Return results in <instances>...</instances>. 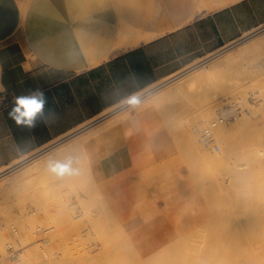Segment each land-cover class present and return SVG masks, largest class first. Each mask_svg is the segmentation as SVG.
<instances>
[{
  "label": "crops",
  "instance_id": "crops-1",
  "mask_svg": "<svg viewBox=\"0 0 264 264\" xmlns=\"http://www.w3.org/2000/svg\"><path fill=\"white\" fill-rule=\"evenodd\" d=\"M263 29L264 0H0V174ZM35 89L57 119L29 130L8 113Z\"/></svg>",
  "mask_w": 264,
  "mask_h": 264
},
{
  "label": "bare ground",
  "instance_id": "bare-ground-1",
  "mask_svg": "<svg viewBox=\"0 0 264 264\" xmlns=\"http://www.w3.org/2000/svg\"><path fill=\"white\" fill-rule=\"evenodd\" d=\"M119 29H120L119 30V40L121 44H125V43L128 44V42H130L129 39L130 40L132 39V42L134 43H138L142 38L146 37L145 35L141 34L139 31L131 29L129 26H127L123 22ZM236 47L231 48L228 52H225L223 55L217 56L214 59L207 62L206 65H209L210 67L208 69L209 73L208 71H205L203 69L205 64L203 65L200 64L190 70L185 71L184 73L176 77L174 76V78H171L170 80L164 83L161 82L162 84L154 88L152 92L148 93L147 95L137 100L134 99L135 101L134 100L130 101V103L127 104L126 106L123 107L122 105L121 107L119 105V107L121 108L118 107L116 109H111L109 111H106L105 114L103 113V115L93 118L92 120H90V122L88 121V123L86 124L84 123V125L79 126V128L75 130L72 134H68L67 136H64L57 143H53L50 147H47L46 149H44L42 152H40L36 156L30 158L25 163L20 164L17 167H13L12 169L15 170V172L19 170L20 171L15 174H12L11 176L14 177L15 180L20 181V182L28 181L29 178H31V176L33 175L36 176V174L41 173L42 171L48 169L49 166L53 165L52 163L54 162V159L55 158L57 159L56 156L55 158L54 156H52L53 153L65 154L66 152L73 153V152L87 151L88 153H90V155L93 154L92 156H94L95 153H98V155L101 156L102 159H105L106 161L105 163H107L108 161V163L114 164L116 162V158L114 156H111L109 159H107L109 157V156L107 157L108 153L111 154L112 152H120L128 146L131 147L130 150H135V151L136 150L138 151L139 148H141L138 145H136V142L139 141L141 143L143 139H140V138H143V137L135 136L134 128H133L134 122L132 120L137 118L139 115H146L147 113H151L159 117L163 123V125H159L156 129H154L150 133V137L152 136L154 137V140H153L154 144L151 147L153 148L152 150L160 149L161 146H163L162 144L167 142V143L173 144L174 148L177 150H185L189 152V153L187 152L186 153L190 155L183 153L185 154V156L187 155L186 160L190 159L187 163V167L179 168V169L176 168V173L178 174V172H184L186 173L185 174L186 177L189 175L191 176L192 180L190 178L189 180H191V182L189 183L192 186H195L197 190H199L198 193L196 194L197 196H200L202 198L204 197L208 199H213L212 197L214 193L212 194V191H211L212 186L211 184H208L207 181H208L209 172L216 165L218 166L223 165L225 167L226 166L228 167L226 168L230 174L231 182H232L230 185L233 187V189L236 190L237 188H242L244 186L243 184L246 183L245 180L253 177L250 175H253L254 172L259 173V170H264V168H262L264 166V157L263 158L258 157L257 152L251 149H248L246 151V155H248L252 160H254L253 162L254 164L250 163L251 167H249L247 163L238 162L237 159L231 160L232 153L234 152L237 153V150L244 151L248 141L251 140L250 134H252L253 132L251 130L258 129V126L255 123H253V120H252L253 116L251 114V110H249V108L243 109L242 110L243 115L239 117L236 114L234 116V118L236 117L234 121V120H231L232 118H230L232 114H235L234 107L224 109L222 108L223 106L216 107L218 103L212 104L211 102L210 103L206 102L204 105L200 107V109L196 110L195 114H193V116L191 117L190 122L189 123L187 122L188 123V128L186 129L187 138H185L186 137L185 132L183 133V131L181 130H176L175 132L174 131L170 132L169 130H167V125L169 122L176 121L177 123H179L181 114L179 115L176 114V116H174L173 111L171 110V107H169V105L165 103V101H169L172 98H178L179 97L178 95H180L187 89L191 90L189 88H192L200 84L203 80H207L210 76H212L210 74L213 72L211 69L215 70L218 67H222L224 65L228 67V65L233 64V62L236 60L245 59L246 56H249L250 54L264 51V29L259 31L256 35L250 38H247L246 40H244L242 43H240ZM240 102L243 103V100L241 99ZM253 112L255 113L256 109ZM217 113L220 114L219 117L216 116ZM245 114H251V115H245ZM213 117H216V118H214L211 121L212 122L216 121L217 124L215 127L211 129L212 138L210 140V144H206L207 146L210 145L209 146L210 150H205L203 148L204 144L203 142L200 141V138L202 135V140L205 141L203 138L204 131L208 127L211 126L210 125L211 122H209V120ZM226 118H228V120ZM261 118L262 119L261 121L259 120L258 124L262 128L264 126V113L262 114ZM221 119H225V120L221 122ZM206 123L208 124L206 125ZM124 126H125V130L127 129V131L129 130L131 132L132 137H130L129 140L122 141L120 139H117L115 134L122 131ZM178 132L183 133V134L179 135ZM201 132H203V134ZM108 135L113 136V139L111 138L112 140L106 141L105 143H103L105 139H107ZM216 141H218L222 146V150L220 153H217L213 149V147H211V144H214ZM201 151L205 155L203 156L202 161L198 160L200 159V157H196L197 153ZM103 152L106 154H104ZM179 153H182V151ZM104 156H106V158ZM188 156H190V158H188ZM237 156L239 157V155ZM177 157H180V155L178 154ZM87 167L91 168L92 165H89V163H87ZM8 172L9 171L5 172V174H7ZM2 175H0V197L1 195H4L3 193H5V191L7 190V187H6L7 182L5 183V181L9 180V178L5 180L6 176H2ZM170 175L167 176L165 183L167 182ZM84 177L86 176L84 175ZM88 177H86V179ZM81 180H85V179H81ZM154 182L153 184L151 183L150 188H149V182L147 181L143 187L144 192H147L149 189L150 192L156 193L159 189L161 182L158 183L159 181L157 182L156 179ZM171 182H173V180ZM220 182L221 181L219 180L218 181L219 186L217 185L219 187L218 191L224 193L226 190H228L227 184L224 181L223 183H220ZM88 183L89 185H91L93 181H91V183L90 182ZM89 185L87 184V186ZM51 188H53V186ZM83 190H87V189L83 188ZM107 190H109V193L105 196L107 198V202L105 199L104 200L102 199V200L105 204L110 201L108 203L110 205L108 204L106 206L104 205V207H106V210H103L102 208L103 206H100V207L95 206L97 208V212H96L97 214L95 215H98L100 216L99 218H101V216L105 215V212L103 211H106L108 216L110 215L109 217H112L115 214L117 218L120 215L125 217L122 214L123 210L120 211L119 206H118L119 203H120L119 205L121 204L123 205V202L126 200L123 198L124 200L123 201L121 198V188L118 189L115 187H107ZM94 191L96 192L95 188H94ZM97 192L98 193H95V194L99 196H100V193L101 194L103 193L102 191L100 192L99 190ZM88 194H91V192ZM84 196L86 195L84 194ZM84 198H87V197H84ZM88 200H91V199H88ZM115 201L117 202V205ZM54 204L59 205V203H55V202ZM96 204H99V203H96ZM103 204H100V205H103ZM0 205H2V203H0ZM35 205L36 204H34V206ZM63 205L64 204L62 203L61 206ZM44 206L45 205H43V207ZM50 206H48V209L53 210L55 205L53 207H50ZM125 206L126 205H124L123 207L125 208ZM211 206L213 208L214 205L210 204L208 208L210 209ZM73 207L74 206L71 207V205L69 204V209H71L72 211L65 209V208H68L66 206L65 208H61V209L58 208L59 212L61 211L60 214L59 212L56 213V214H59V217H60V215L63 216V213H65L66 211H67V215H69L68 212L70 211V215H72V216H69L71 217L69 219V222L64 221L65 224L68 222L66 226V230L61 228L66 233H63L60 229L63 235L60 234L59 232H58V235H56L60 237V236H64V234L67 235L68 233L67 235L68 238L64 239L66 242L64 240L58 239V241L61 240L64 242L62 243L63 245L59 244L60 246L59 248H56L57 250L53 248L54 250L53 251L52 246H51V245H55V243H53L54 241H56L55 236H47L50 233H54L55 232L54 230H57V227H59V226L55 227L53 222L50 223L49 221L51 220H49L48 222L50 225H54V226L45 228L47 232L44 235L47 237H46V240L45 239L44 240L46 243H53V244H49L48 246L45 242L43 243L39 242L41 240L38 241V238H35L36 236H38V234L36 235L34 234L33 238L30 233L28 235L24 234V236L26 237L30 235L32 239H36L34 247L31 245H30L31 248L29 247L30 248L29 250H33L31 251L32 253L34 252L33 259H32L34 261V264H62V260H63V264L65 260L67 261L65 263H68V264H115L116 258L117 260H119L117 262L118 264H123V263L124 264H264V233H255L253 231L255 228L254 226H252V219H253L252 214H251L252 210L250 209V206L246 203H239L237 205L238 211H232L229 214H227L224 211L220 212V210L217 207H216L217 210L214 209L215 211L213 209L205 210L202 213V215L192 214V212L184 210L183 212H187V214H182L183 213L182 212L181 215L179 214L180 217L174 216L172 218L174 222H173V225L171 226L172 227L171 229L175 230V233L169 232V233H164V234L161 233L159 235H150L147 232H145L144 234L139 233L140 231L139 228L135 229L136 233L134 235H130V232L126 230L127 228L129 229L130 227L126 224L123 225L121 223L125 228L123 231H121L120 222H118V220H114L113 218H115V216H113L108 222L109 224L108 232L106 233L104 232L102 235H100L101 239L98 238L100 239L101 244L95 243L94 248H91V249L87 248V250L85 251L79 250V249L84 248L85 244L84 245H77V243L75 244V240L77 238H74V237H77V236H74L73 234L75 232L76 234L77 232L81 233L82 232L81 230L84 229V228L79 229L78 227H75V229L77 228L79 230L76 229L77 231L74 232L75 230L74 225H77V220L75 221L74 219L77 218L76 214L79 213L80 215L81 211L82 210L84 211L85 209H81V211L79 210L80 212H78L77 209L79 208V206L78 208H76L77 211H74V209H72ZM116 212H118V214ZM90 215L88 214L87 216H90ZM95 215H92V217L90 216L91 218L85 216L87 219L89 218L88 221H90L91 219L90 223L86 222L85 224H91V226L85 225L81 222L82 221L81 219L79 220H81L80 222L83 226L92 227L94 221L95 220L97 221L96 218L98 216L96 217ZM46 217H49V215ZM80 218H83V217H80ZM102 218H103V221L109 220L108 217L107 219H105V216ZM102 218L96 223L102 221ZM63 220H65V218ZM130 220L131 218H128V221ZM187 222H192V223L186 224ZM59 223H61V220L59 221ZM96 223H94V225H96ZM101 224L102 222L100 223V226L103 225V227L106 225V223L104 224V222L102 225ZM42 227L44 228V226ZM36 228H34V230ZM100 228L102 227H99V229ZM182 228L184 229L182 233L181 232L176 233L177 230H181ZM220 228H223L224 230ZM263 228H264V225H263ZM91 229L93 230L94 226ZM226 229H227V232H225ZM112 230H113V233H111ZM218 230H220V232H218ZM101 231L99 234H101ZM18 232L20 233V231ZM32 233H35V232H32ZM83 234H88V233H85L84 231ZM67 236L63 238H66ZM115 236L116 237L120 236L121 238L120 239L117 238V240L120 241L122 239L125 241V243L121 242V245L116 247L117 246L115 245L116 242L114 243V240H116L114 239ZM131 236L133 237L131 238ZM79 237H80L79 239H83L81 238L83 236H79ZM29 239L24 238L25 242L26 240L28 242ZM39 239H42V238H39ZM86 239H87L86 241L89 243L90 240L88 241V239L90 238L88 237ZM27 242H26V246L28 244ZM29 242H32V241H29ZM18 243L20 245L22 244L21 241ZM18 243H17V246H20L18 245ZM74 244L75 246L77 245L76 248L74 247ZM89 244H91V242ZM7 245H6V241H4V243L0 241V250H1L0 251L1 253L0 263L1 264H10L12 261H14L13 256H11L13 253L9 252L7 249V247L9 248L10 245L9 246ZM50 246H51V249H50ZM78 246H82V248ZM60 248H61V251H60ZM116 248L118 250H116ZM29 250H25V251L29 253L28 252ZM121 250H124V251L121 252ZM120 254L122 256H120ZM26 255L23 253L17 255L15 261H17L18 259L22 260L23 258H29V257H25ZM122 261L123 263H121ZM27 264H29V262Z\"/></svg>",
  "mask_w": 264,
  "mask_h": 264
},
{
  "label": "rangeland",
  "instance_id": "rangeland-1",
  "mask_svg": "<svg viewBox=\"0 0 264 264\" xmlns=\"http://www.w3.org/2000/svg\"><path fill=\"white\" fill-rule=\"evenodd\" d=\"M206 63L207 62L203 63L205 64L203 69L205 71H208L209 73L208 69L210 67L209 65H206ZM211 70L213 71L212 73H210L212 76H210L207 80H203L200 84L192 88H189L191 90L187 89L186 91L183 92L185 94L181 93L180 95H178L179 96L178 98H172L169 101H165V103L168 104L169 107H171L174 116H176V114L178 115L181 114L179 123H177L176 121L169 122L167 125V130H169L170 132L181 130L183 131V133L185 132L186 135V129L188 128V123L190 122L191 117L193 116V114H195L196 110L200 109V107L204 105L206 102L207 103L211 102L212 104L218 103L219 105L217 104L216 107L223 106L222 108L224 109L231 108V105L234 104L236 105L235 108L237 109L235 115L237 114L239 117L243 115L242 112L243 109L249 108L253 116L252 119L253 123H255L258 126V129L251 130L253 131L252 134H250L251 140L248 141L244 151L237 150V153L236 152L232 153L231 160L237 159L238 162L247 163L249 167H251L250 163H253L254 160H252L248 155H246V151L248 149L257 152L258 157L261 158L264 157V126L261 128L258 124L259 120L261 121L262 119L261 118L262 114L264 113V51L250 54L249 56H246L245 59L236 60L233 62V64L228 65V67L224 65L222 67H218L215 70L213 69ZM241 99L243 100V103L240 102ZM255 109L256 112L254 113L253 111H255ZM251 114H245V115H251ZM219 115L220 114L217 113L216 116L219 117ZM214 118L216 117L211 118L209 122H212L211 120H213ZM235 119L236 117L232 118L231 120L235 121ZM132 121L134 122L133 128H134L135 136L143 137L140 138L143 139L141 143L139 141L136 142V145H138L141 148H139L138 151L137 150L135 151V150H130L131 147L128 146L120 152H112L111 154L108 153L107 157L108 156L109 157L107 159H109L111 156H114L116 158V162L114 164H110L108 163V161L107 163H105L106 162L105 159H102V157L99 156L98 153H95V155L92 156L93 154L90 155V153H88L87 151L73 152V153L66 152L65 154L53 153L52 156H54V158L55 156L57 157V159L55 158L56 160L54 159V162L56 164L70 163L72 169L70 173H66L63 176H58L51 171V166H49L48 169L42 171L39 174H36V176L34 175L31 176V178H29L28 181H21V182L15 180V178L11 176L12 174L19 172L20 170L15 172V170L11 169L7 174L5 173H3L4 175L0 174L2 176H6L5 180L9 178V180L5 181V183L7 182L6 183L7 190L5 191V193H3L4 195H1L0 197L1 198L0 203H2V205H0V233H1L0 241L3 243L4 241H6V245L8 242L11 243V244L8 243L7 245V246L10 245L9 248L7 247V249L9 252L13 253L11 256H13L14 258L13 259L14 261H12L10 264H27L28 262L29 264H34V261L32 260L34 252L32 253L31 251L33 250H29L31 246L34 247L35 245L36 239H32L34 234L35 235L38 234V236H40V237L36 236L35 238H38V241L41 240L39 241L41 243L45 242L47 236H55L56 241L53 240L54 242L53 241L52 242L55 243V245L58 247H56L55 245H51L52 250L53 248L54 249L59 248L60 246L59 244L63 245L62 243L65 241L64 239L68 238L67 236L68 233L67 235L64 234V236H60V237L56 235H58V232L60 234H62V232L66 233L62 229L66 230V226L69 222V219L71 218L69 216H72L70 215V211L72 210L69 209V204L71 205V207L74 206L72 208L74 209V211L78 210V212H80L81 209H85L84 211L83 210L81 211L80 215L79 213L76 214L77 218L74 219L75 221L77 220V225H74V229L75 227H78L79 229L84 228L81 231L83 233L85 231V233L89 234V235L83 234L82 232L81 234L77 232L78 234L77 235L75 231L79 229L76 228L77 230L76 229L74 230L75 233L73 234L74 236H77L74 237L77 238L75 240V244L76 243L77 245L85 244L86 246V247L84 246V248H82V246H78L82 248L79 250L85 251L87 250V248L90 249L94 248L95 243L101 244L100 235H102L104 232L105 233L108 232V227H109L108 222L113 216L116 215L114 213L115 215L109 217L110 215L108 216L106 211H103L105 212V215L104 214L102 215L105 216V219H107L108 217L109 220L103 221L102 217L104 216H101L102 221L96 223L97 221L101 220V218H99L100 216L95 215L97 214L96 213L97 208L95 206L98 207L103 206L102 207L103 210H106V207H104V205L106 206L110 202L109 199H108L109 201L108 203L105 204L103 202L104 199L107 202V198L105 197L109 193L107 187H115L118 189L121 188V198L122 200L123 198L126 200L125 201L123 200L124 201L123 205L122 204L119 205L120 204L119 203L118 206L120 211L123 210L122 214L125 217L120 215L118 218L115 216V218L113 219L118 220V222H120L121 231L125 229L123 225L125 224L128 225L130 228L129 229L127 228L126 230L130 232V235H134L136 233L135 229L138 228L140 230L139 233L142 234H144L145 232L149 233L150 235H159L161 233L164 234L169 232L175 233V230L171 229L172 228L171 226L173 225L174 222L172 218L174 216L180 217L181 213L184 210L192 212V214L202 215V213L205 210H210V209L217 210L218 208L220 212L224 211L227 214H229L232 211H238L237 205L239 203H246L250 206V209L252 210L251 214L253 217L252 226H254L255 228L253 231L255 233H264V228H263L264 170H259V173L258 172L257 173L254 172V174L252 173L253 175L250 176L253 177L246 179L245 180L246 183L244 182L245 184H243L244 186L242 188H237L235 190L230 185L232 182H231L230 174L227 171L228 167L226 166L227 167L226 168L223 165L220 166L216 165L209 172L208 181H207V183L211 184L213 188V189L211 188L212 194L214 193L212 197L213 199H208L204 197L202 198L196 195L199 190H197L195 186H192L189 183L192 180L190 175H189L190 177L189 176L186 177L185 175L186 173L184 172H178V174L176 173V168L179 169V168L187 167V163L190 159L186 160V157L187 155H190L187 154L189 152L185 150H177L174 148L173 144L167 142L162 144L163 146H161L160 149L152 150L153 148L151 147L154 144L153 142L154 137L153 136L150 137V133L154 129H156L159 125H163L161 119L154 114L147 113L146 115H139L137 118L133 119ZM208 123H206V125ZM125 126L122 131L115 134L116 138L122 141L129 140L130 137H132L131 132L129 130L128 132L127 129L125 130ZM183 133L178 132L179 135ZM201 133L203 134V132ZM111 138L113 139V136L108 135L107 139H105L103 143L112 140ZM185 138H187V135ZM200 141L203 142L204 144L203 148L205 150H210L209 149L210 145L209 146L206 145L207 143H205V141L202 140V135ZM211 147H213V149L217 153H220L222 150V146L218 141H216L214 144H211ZM181 151L182 153H179ZM183 153L187 155L185 156V154ZM176 154L177 155L179 154L180 157H177ZM181 154H183L185 158ZM236 154L239 155V157ZM203 156L205 155L202 151L198 152L196 155V157H200V159H198L200 161H202ZM104 157L106 158V156ZM188 158H190V156H188ZM54 162L52 163L53 165L55 164ZM87 163H89V165H92V167L88 168ZM262 168H264V166ZM84 175L86 177L88 176L90 177L86 179ZM168 175H170V177L165 183ZM190 178L191 180H189ZM81 179H85V180H81ZM155 179L157 180V182L159 181L158 183L161 182L158 191L156 193H153L150 192L148 189L147 192H144L143 187L145 183L148 181L150 188L151 183L153 184ZM170 180L171 181L173 180V182H171ZM219 180L221 181L220 183H223L224 181L227 184L228 190H226L224 193L218 191ZM87 181L90 183L91 181H93L94 184L91 183V185H89ZM87 184L90 187L87 186ZM92 185H94L95 187ZM52 186L55 190L56 189L57 190L55 191L53 188H51ZM83 188L87 190H83ZM94 188L96 192L94 191ZM98 190L100 192L101 191L103 192L102 194L100 193V196L95 194L98 193L97 192ZM89 191L91 192V194H88L90 193ZM84 194L86 196H84ZM83 196L87 198H84ZM54 202L59 203V205L54 204ZM61 202L64 204L63 206H61L62 205ZM101 202H103L104 204ZM206 202L209 205L213 204L214 205L213 208L211 206V208L209 209L208 208L209 205ZM115 203L117 205L116 201ZM34 204L36 205L34 206ZM43 205L45 206L43 207ZM124 205H126L125 208L123 207ZM48 206L50 207L54 206V209L50 210L48 209ZM66 206L68 208H65ZM58 208L60 209L65 208L67 210H70L68 212L69 215H67V211H66L65 213H63V216L60 215L59 217L61 211L59 212ZM76 208L78 209L76 210ZM87 208L90 209L88 210ZM163 208L166 210H164ZM89 211L94 213L92 214ZM57 212H59V214H56ZM116 213L118 214V212ZM88 214L95 215L96 217L98 216L96 218L97 221L96 220L94 221L96 225H94V223L92 225V227L94 226L93 230L91 229L92 227H90L91 224H85L86 222L90 223L91 221V219L90 221H88V219L91 218L92 215H90L91 216L90 217L87 216ZM182 214H187V212H183ZM48 215L49 217H46ZM85 216L89 218L87 219ZM84 217L86 220L84 219ZM64 218L65 220H63ZM128 218H131V220L128 221ZM79 219H81L82 221ZM60 220L61 223H59ZM48 221L50 223L53 222L55 227L59 226L60 228L57 227L58 231L54 230L55 231L54 233H50L49 235L45 236L44 234H46L47 232L45 228L54 226V225H50ZM64 221H68V222L65 224ZM80 221L83 224L90 226H83ZM101 222L102 224L103 222L104 224L106 223V225L103 227V225L101 224L102 226H100ZM190 223L192 222H187L186 224H190ZM36 226L39 230L36 228ZM42 226H44V228ZM96 227L100 231L103 230L101 231V234H99L100 231H98ZM99 227L102 228L99 229ZM34 228L36 229L34 230ZM60 229L62 232L60 231ZM220 229L224 230L223 228ZM15 230L20 231V233L18 231L16 232ZM183 231L184 229L182 228L181 230H177L176 233L177 232L182 233ZM89 232H91L92 234ZM218 232H220V230H218ZM225 232H227V229ZM29 233L32 235V238L30 237V235L27 237L24 236V234L28 235ZM111 233H113V230ZM87 235L90 238L88 239V241L90 240L89 243L91 242V244H89L86 241L87 240L86 238H88ZM65 236L67 237L63 238ZM79 236H83L81 237L83 239H79L80 238ZM132 237L133 236H131V238ZM24 238H28V239L30 238L29 241H32L33 243L29 241L27 242L26 240V242L28 243L26 246V242ZM117 238L120 239L121 237L115 236L114 239L116 240H114V243L115 242L117 243V244L115 243V245H117L116 247L121 245V242L125 243L124 240L121 239L119 241L117 240ZM58 239L64 241L61 240L58 241ZM20 241L22 242L21 245L18 243ZM17 243L22 248L20 246H17ZM53 243H46V244L49 246V244H53ZM75 244L74 247L76 248L77 245L75 246ZM25 250H29L28 251L29 253H27V251ZM116 250L118 249L116 248ZM122 251L124 250H121V252ZM22 253L25 255L27 254L25 257H29V258H23L22 260L18 259L17 261H15L16 256ZM120 256L122 255L120 254ZM115 260H116L115 262L116 264L119 260H117V258ZM65 262H67L66 260L64 261V264H68ZM121 263H123V261ZM62 264H63V260H62Z\"/></svg>",
  "mask_w": 264,
  "mask_h": 264
},
{
  "label": "clouds",
  "instance_id": "clouds-1",
  "mask_svg": "<svg viewBox=\"0 0 264 264\" xmlns=\"http://www.w3.org/2000/svg\"><path fill=\"white\" fill-rule=\"evenodd\" d=\"M48 103L47 96L41 89L30 90L26 95H18L14 98L9 118L15 124L25 129H34L38 123H44L46 126L56 122L57 116L54 110L46 109ZM48 114L54 119H42ZM51 171L58 176H63L72 171L70 163H57L51 166Z\"/></svg>",
  "mask_w": 264,
  "mask_h": 264
},
{
  "label": "built area",
  "instance_id": "built-area-1",
  "mask_svg": "<svg viewBox=\"0 0 264 264\" xmlns=\"http://www.w3.org/2000/svg\"><path fill=\"white\" fill-rule=\"evenodd\" d=\"M232 107L231 108H233L234 107V109H235V113H236V105H231ZM234 116H235V114H232L231 116H230V118H234ZM229 118V119H230ZM227 120H228V118H226ZM225 119H221V122L222 121H224ZM216 124H217V122L216 121H214V122H211L210 123V127H208L205 131H204V140H205V143H207V144H210V140H211V138H212V135H211V129L213 128V127H215L216 126ZM217 148H218V146H217Z\"/></svg>",
  "mask_w": 264,
  "mask_h": 264
},
{
  "label": "water",
  "instance_id": "water-1",
  "mask_svg": "<svg viewBox=\"0 0 264 264\" xmlns=\"http://www.w3.org/2000/svg\"><path fill=\"white\" fill-rule=\"evenodd\" d=\"M147 94H148V93H145V94L139 96L138 98H136L135 100H137V99H139V98H141V97H143V96H145V95H147ZM135 100H134V101H135ZM129 103H130V102H129ZM129 103L124 104L123 107L126 106V105L129 104ZM121 107H122V106H121ZM121 107H119V108H121Z\"/></svg>",
  "mask_w": 264,
  "mask_h": 264
}]
</instances>
